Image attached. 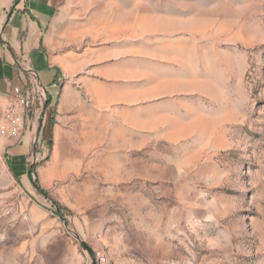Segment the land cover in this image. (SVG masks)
Here are the masks:
<instances>
[{
	"label": "rangeland",
	"instance_id": "rangeland-1",
	"mask_svg": "<svg viewBox=\"0 0 264 264\" xmlns=\"http://www.w3.org/2000/svg\"><path fill=\"white\" fill-rule=\"evenodd\" d=\"M77 2L57 126L0 142V264H264V0Z\"/></svg>",
	"mask_w": 264,
	"mask_h": 264
},
{
	"label": "crops",
	"instance_id": "crops-1",
	"mask_svg": "<svg viewBox=\"0 0 264 264\" xmlns=\"http://www.w3.org/2000/svg\"><path fill=\"white\" fill-rule=\"evenodd\" d=\"M14 1L0 0V97L11 85H24L27 69L34 71L46 90V101L30 118L41 116L40 130L28 125L17 143H5L11 161L19 166L24 164L31 140L38 136L39 141L47 142L50 128L57 126L52 124L56 117L52 120L54 95L49 89L58 90L59 101L68 92L69 65L79 57L73 49L83 38L85 23L78 0Z\"/></svg>",
	"mask_w": 264,
	"mask_h": 264
},
{
	"label": "built area",
	"instance_id": "built-area-1",
	"mask_svg": "<svg viewBox=\"0 0 264 264\" xmlns=\"http://www.w3.org/2000/svg\"><path fill=\"white\" fill-rule=\"evenodd\" d=\"M27 72V84L13 86L0 99V142L19 140L26 130L28 117L46 101L45 87L40 86L34 71L27 69Z\"/></svg>",
	"mask_w": 264,
	"mask_h": 264
},
{
	"label": "water",
	"instance_id": "water-1",
	"mask_svg": "<svg viewBox=\"0 0 264 264\" xmlns=\"http://www.w3.org/2000/svg\"><path fill=\"white\" fill-rule=\"evenodd\" d=\"M83 248H86L90 252V250L87 248L86 244H83Z\"/></svg>",
	"mask_w": 264,
	"mask_h": 264
},
{
	"label": "trees",
	"instance_id": "trees-1",
	"mask_svg": "<svg viewBox=\"0 0 264 264\" xmlns=\"http://www.w3.org/2000/svg\"><path fill=\"white\" fill-rule=\"evenodd\" d=\"M27 81H28V80L26 79V81H25L24 85H26V84H27ZM24 85H23V86H24Z\"/></svg>",
	"mask_w": 264,
	"mask_h": 264
}]
</instances>
